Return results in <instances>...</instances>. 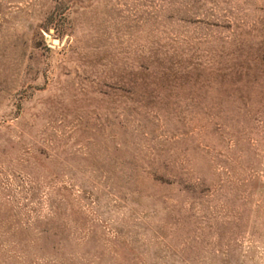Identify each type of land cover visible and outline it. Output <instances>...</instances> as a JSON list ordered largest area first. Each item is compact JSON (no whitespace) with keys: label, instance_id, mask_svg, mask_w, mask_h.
<instances>
[{"label":"rangeland","instance_id":"obj_1","mask_svg":"<svg viewBox=\"0 0 264 264\" xmlns=\"http://www.w3.org/2000/svg\"><path fill=\"white\" fill-rule=\"evenodd\" d=\"M0 264H264V0H0Z\"/></svg>","mask_w":264,"mask_h":264}]
</instances>
